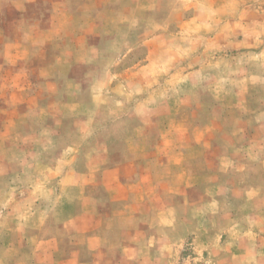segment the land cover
I'll return each instance as SVG.
<instances>
[{
  "label": "crops",
  "instance_id": "1",
  "mask_svg": "<svg viewBox=\"0 0 264 264\" xmlns=\"http://www.w3.org/2000/svg\"><path fill=\"white\" fill-rule=\"evenodd\" d=\"M190 2L0 0V264H264V47Z\"/></svg>",
  "mask_w": 264,
  "mask_h": 264
},
{
  "label": "rangeland",
  "instance_id": "2",
  "mask_svg": "<svg viewBox=\"0 0 264 264\" xmlns=\"http://www.w3.org/2000/svg\"><path fill=\"white\" fill-rule=\"evenodd\" d=\"M190 4H166V11L174 9L181 15L184 14L185 20L191 19L198 7L216 9L227 7V19L229 26L234 25V30L239 37L249 36L254 39V44L264 47V0H193ZM184 2V1H183ZM198 4V5H197ZM221 5V6H220ZM249 34V35H246Z\"/></svg>",
  "mask_w": 264,
  "mask_h": 264
}]
</instances>
